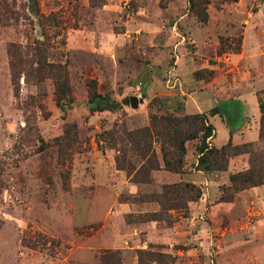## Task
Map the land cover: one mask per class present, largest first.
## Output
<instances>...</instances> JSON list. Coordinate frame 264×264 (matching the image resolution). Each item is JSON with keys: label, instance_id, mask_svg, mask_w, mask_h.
<instances>
[{"label": "rangeland", "instance_id": "obj_1", "mask_svg": "<svg viewBox=\"0 0 264 264\" xmlns=\"http://www.w3.org/2000/svg\"><path fill=\"white\" fill-rule=\"evenodd\" d=\"M16 8L0 24V264H264V0ZM222 99L246 108L212 121L210 146L231 148L211 172L201 135L179 172L173 143L153 134L143 157L132 138L154 117L211 121Z\"/></svg>", "mask_w": 264, "mask_h": 264}, {"label": "trees", "instance_id": "obj_2", "mask_svg": "<svg viewBox=\"0 0 264 264\" xmlns=\"http://www.w3.org/2000/svg\"><path fill=\"white\" fill-rule=\"evenodd\" d=\"M18 0H0V24L3 26L11 25L13 20L19 19V14L21 11L16 8V3ZM24 18L26 19L25 15ZM95 100L92 102L94 103ZM242 110L238 102H222L219 106L213 108L210 111V116L219 115L222 118H226L227 122L231 127H238L235 122L241 119ZM241 122V120L239 121ZM233 125V126H232ZM215 127L210 123L207 115H191L184 117V119H178L173 116L164 117L162 121L157 122V118L154 117L152 123V129L146 128L139 130L135 133L133 140L137 145L143 144L141 147V152L143 157L146 156V153L150 152L151 149V139L153 134H157L158 137H163L165 141L173 143L177 150L180 151L179 159L177 160V165L173 164L169 158V154L165 151V162L167 168L172 171L179 172L183 167V160L181 157L185 155V142L189 140H194L200 137V144L197 147L199 153L197 170L203 172H211L213 167L218 168V163L225 162L226 155L229 154L228 150L231 148V145L223 147L222 149H215L210 146L209 140L214 137ZM164 150V149H163ZM164 152V151H163ZM236 180L235 177L232 178ZM247 186L255 185L254 183L249 184L248 182H253V179L248 177L242 179ZM244 186V185H243ZM243 188H246L244 186ZM115 257V254H114ZM117 257V254H116ZM115 257V260H116ZM118 261V263H117ZM115 264H122L121 259L117 260ZM108 263V261L106 260ZM147 264V263H141Z\"/></svg>", "mask_w": 264, "mask_h": 264}, {"label": "crops", "instance_id": "obj_3", "mask_svg": "<svg viewBox=\"0 0 264 264\" xmlns=\"http://www.w3.org/2000/svg\"><path fill=\"white\" fill-rule=\"evenodd\" d=\"M232 101H235V102H238L239 103V106H240V108H241V110H242V113H241V116H242V114L244 113V110H245V108H246V102H244V101H241V100H239V99H236V100H221L220 102H219V104L220 103H222V102H232ZM219 104H218V106H219ZM215 107H217V105L215 106ZM215 107H211V110L213 109V108H215ZM191 111H192V109H191ZM219 118L222 122L223 121H225L222 117H220L219 115H216V116H212V117H210V122L212 123V121L215 119V118ZM241 120V119H240ZM240 124H241V122H239L237 125L238 126H240Z\"/></svg>", "mask_w": 264, "mask_h": 264}, {"label": "water", "instance_id": "obj_4", "mask_svg": "<svg viewBox=\"0 0 264 264\" xmlns=\"http://www.w3.org/2000/svg\"><path fill=\"white\" fill-rule=\"evenodd\" d=\"M141 102H142V99H139L136 96L127 97L126 99H124V103L127 105H131V107L134 109L139 108V105Z\"/></svg>", "mask_w": 264, "mask_h": 264}]
</instances>
